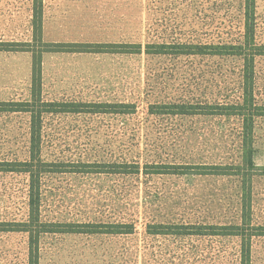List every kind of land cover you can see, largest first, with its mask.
<instances>
[{"label":"rangeland","instance_id":"374dc122","mask_svg":"<svg viewBox=\"0 0 264 264\" xmlns=\"http://www.w3.org/2000/svg\"><path fill=\"white\" fill-rule=\"evenodd\" d=\"M44 42L142 46L141 55L50 54L44 58V97L50 101L134 103L129 116L50 119L46 160L128 159L180 166L234 164L240 153L235 118L151 116L150 105L190 91L215 99L234 94L237 63L209 58L148 57L151 43L219 41L242 33L239 0H44ZM264 43V0L257 1ZM32 0H0V41L29 43ZM31 56L0 53V101L26 100ZM264 103V59H258ZM224 76V80L220 75ZM26 117L0 116V158H26ZM254 162L264 167V119L255 133ZM255 175V171L252 172ZM253 177V222L264 226V176ZM27 178L0 176V217L26 214ZM43 207L48 221H139L122 237H46L42 264H240L237 238L148 237L147 222L228 224L239 220L238 179L56 176ZM253 264H264V238L253 240ZM24 234H0V264H27Z\"/></svg>","mask_w":264,"mask_h":264},{"label":"trees","instance_id":"16d2710c","mask_svg":"<svg viewBox=\"0 0 264 264\" xmlns=\"http://www.w3.org/2000/svg\"><path fill=\"white\" fill-rule=\"evenodd\" d=\"M229 1V0H228ZM242 4V33L239 37L209 42L151 43L148 57L209 58L222 63L236 62L234 94L200 100L190 91L163 103L150 105L151 116L235 118L240 122V153L234 164L180 166L171 163H145L128 159L50 161L43 156L50 119L57 116H131L137 114L134 103L50 101L44 97V58L50 54L76 55H141L142 46L115 43H46L44 42V0H32V39L29 43L0 41V53H25L31 56L30 94L26 100L0 101V116H22L27 119L26 158H0V176L27 178L26 214L17 219L0 217V234H24L28 240L27 264H42V242L46 237H122L138 234L139 221L88 222L48 221L43 207L50 180L56 176L163 177L195 175L238 179L240 186L239 220L236 223L147 222L148 237L237 238L240 264H253V240L264 238V226L253 222V177L264 167L254 162L255 133L264 119V103L258 97V59H264V43L258 38V0H239ZM218 75H220L218 73ZM225 74L220 75L224 80ZM207 98V97H204ZM255 171V175H253Z\"/></svg>","mask_w":264,"mask_h":264}]
</instances>
